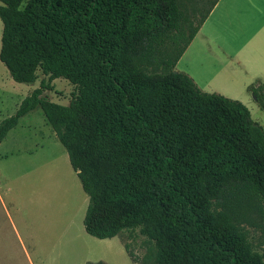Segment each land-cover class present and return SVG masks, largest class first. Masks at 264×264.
Listing matches in <instances>:
<instances>
[{
	"label": "trees",
	"instance_id": "obj_1",
	"mask_svg": "<svg viewBox=\"0 0 264 264\" xmlns=\"http://www.w3.org/2000/svg\"><path fill=\"white\" fill-rule=\"evenodd\" d=\"M187 1L0 0V61L16 82L47 76L0 142L40 107L88 196L89 235L137 232L157 264H264L246 228L264 235V128L175 71L217 2L193 25ZM56 78L79 88L67 105L43 94ZM249 90L264 110V84Z\"/></svg>",
	"mask_w": 264,
	"mask_h": 264
},
{
	"label": "rangeland",
	"instance_id": "obj_2",
	"mask_svg": "<svg viewBox=\"0 0 264 264\" xmlns=\"http://www.w3.org/2000/svg\"><path fill=\"white\" fill-rule=\"evenodd\" d=\"M211 1H187L189 11H195L193 25ZM224 3L220 2L209 23L218 22ZM236 25L232 17L224 33L233 34ZM1 31L0 20V38ZM42 79L47 76L37 69L34 82H16L0 61V120L14 114ZM50 85L43 94L61 105H67L79 91L64 78ZM229 87L234 92L227 93L229 98L242 102L254 120L264 122L253 94L246 87ZM87 204L88 196L67 151L46 124L41 108L22 116L0 144V264H157L154 244L137 232L125 230L104 239L89 235L83 225ZM246 228L253 248L264 255V235Z\"/></svg>",
	"mask_w": 264,
	"mask_h": 264
},
{
	"label": "crops",
	"instance_id": "obj_3",
	"mask_svg": "<svg viewBox=\"0 0 264 264\" xmlns=\"http://www.w3.org/2000/svg\"><path fill=\"white\" fill-rule=\"evenodd\" d=\"M220 2L212 7L174 69L189 75L201 90L229 97L227 93L234 92L228 86L249 90L264 84V0H225L218 22L209 23ZM232 17H236V29L226 34ZM255 121L264 128L262 120Z\"/></svg>",
	"mask_w": 264,
	"mask_h": 264
}]
</instances>
